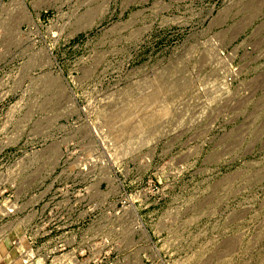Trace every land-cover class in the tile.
Instances as JSON below:
<instances>
[{
	"label": "rangeland",
	"instance_id": "1",
	"mask_svg": "<svg viewBox=\"0 0 264 264\" xmlns=\"http://www.w3.org/2000/svg\"><path fill=\"white\" fill-rule=\"evenodd\" d=\"M23 249L264 264V0H0L2 264Z\"/></svg>",
	"mask_w": 264,
	"mask_h": 264
},
{
	"label": "built area",
	"instance_id": "2",
	"mask_svg": "<svg viewBox=\"0 0 264 264\" xmlns=\"http://www.w3.org/2000/svg\"><path fill=\"white\" fill-rule=\"evenodd\" d=\"M15 243H16V245H18L17 242H16V240H15ZM18 247H20V246L18 245ZM21 251H22V255H23V259H24L25 263L26 264H32L31 261L29 260V256H33L34 254L31 253V252H27V250H25V249H23Z\"/></svg>",
	"mask_w": 264,
	"mask_h": 264
},
{
	"label": "crops",
	"instance_id": "3",
	"mask_svg": "<svg viewBox=\"0 0 264 264\" xmlns=\"http://www.w3.org/2000/svg\"><path fill=\"white\" fill-rule=\"evenodd\" d=\"M10 257H11V256H10ZM11 259H12V258H11ZM3 260H4V257H1V258H0V264H2V262H4Z\"/></svg>",
	"mask_w": 264,
	"mask_h": 264
}]
</instances>
